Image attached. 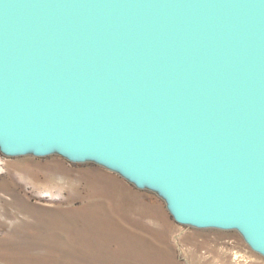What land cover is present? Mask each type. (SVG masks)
I'll return each mask as SVG.
<instances>
[{
  "label": "water",
  "instance_id": "obj_1",
  "mask_svg": "<svg viewBox=\"0 0 264 264\" xmlns=\"http://www.w3.org/2000/svg\"><path fill=\"white\" fill-rule=\"evenodd\" d=\"M0 143L94 159L264 254V0H0Z\"/></svg>",
  "mask_w": 264,
  "mask_h": 264
},
{
  "label": "rangeland",
  "instance_id": "obj_2",
  "mask_svg": "<svg viewBox=\"0 0 264 264\" xmlns=\"http://www.w3.org/2000/svg\"><path fill=\"white\" fill-rule=\"evenodd\" d=\"M0 264H264V254L236 229L177 222L157 189L94 159L0 143Z\"/></svg>",
  "mask_w": 264,
  "mask_h": 264
},
{
  "label": "bare ground",
  "instance_id": "obj_3",
  "mask_svg": "<svg viewBox=\"0 0 264 264\" xmlns=\"http://www.w3.org/2000/svg\"><path fill=\"white\" fill-rule=\"evenodd\" d=\"M57 225V224H56ZM54 225L55 227H59L60 226V224L59 225ZM61 227V226H60ZM62 239V238H61ZM56 242L58 241L60 244H62V245H64L65 243H64V241L63 240H60V238L59 239H57V240H55ZM67 241V240H66ZM65 241V242H66ZM77 243L78 244H80V245H82V242H81V240H77Z\"/></svg>",
  "mask_w": 264,
  "mask_h": 264
}]
</instances>
